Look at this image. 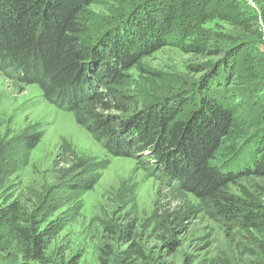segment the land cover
<instances>
[{
	"label": "trees",
	"instance_id": "trees-1",
	"mask_svg": "<svg viewBox=\"0 0 264 264\" xmlns=\"http://www.w3.org/2000/svg\"><path fill=\"white\" fill-rule=\"evenodd\" d=\"M100 1L0 0V70L38 85L49 102L73 113L110 152L153 165L158 178L176 185L167 188L179 196L178 207L159 217L158 230L182 228L191 214L185 197L190 193L211 218L216 215L237 231L234 253L223 250L212 264H264V116L243 124L245 111H238L244 99L264 102V8L257 7L258 17L245 24L247 40L240 42L228 33L202 30L206 13L184 0L176 6L172 0H110L116 6L111 21L94 23L91 7ZM171 37L194 43L193 53L216 64L199 67L209 72L195 80L165 82L161 91L144 88L141 105L132 82L126 88L129 71ZM238 52L249 53L243 59L244 80L232 75ZM223 69L226 83L217 77ZM217 81L214 93L227 104L211 96ZM244 132L248 138H241ZM39 137L26 141L33 147ZM10 149L0 135V264H80L82 256L59 238L62 220L51 217L57 203L45 193L8 195L15 174ZM85 167L72 169L78 177L67 185L69 191L95 185L83 179ZM252 177L253 190H241L245 197L232 191V184ZM127 223L105 226L108 238L99 249V264H116L114 244L124 237L131 246L120 264L148 262L137 221Z\"/></svg>",
	"mask_w": 264,
	"mask_h": 264
},
{
	"label": "rangeland",
	"instance_id": "rangeland-1",
	"mask_svg": "<svg viewBox=\"0 0 264 264\" xmlns=\"http://www.w3.org/2000/svg\"><path fill=\"white\" fill-rule=\"evenodd\" d=\"M172 1L171 5L176 6L183 0ZM184 1L195 12L206 13L200 24L202 30L214 34L228 33L240 42L247 40L245 24L251 18L255 20L256 15L258 17L257 7L264 8V0ZM113 10H116V6L110 0L94 4L91 7L95 14L92 16L94 23L110 22ZM140 16L143 17V12ZM171 38L173 41L151 52L143 58L139 67L129 71L131 80L126 88L132 82V94L138 100L144 99L141 94L144 88L161 91L165 82L195 80L209 72H200L203 68L199 67L211 61L215 66L214 58L204 59L192 52L194 43ZM261 48L264 50V46ZM248 54H235L232 75L236 74L241 80L247 76L243 59ZM224 69L217 76L222 83H226ZM226 69L229 71V68ZM7 74L0 70V135L9 141V159L15 167V174L9 177L8 195L45 193L51 203H57L58 209L51 217L62 220L64 229L59 238L67 239L72 252L82 256L80 264H99V249L108 238L107 224L123 227L131 220L137 221V231L143 237L138 242H142L149 255L148 262L142 264H212L223 250L234 253L235 244L231 240L237 233L236 229L225 225L216 215L211 218L210 211L190 193L185 197L191 205V214L185 218L182 228L158 230L159 217L165 215V211L178 207L179 196L167 188L176 185L158 178L151 169L153 165L139 163L134 156L110 152L90 131L77 123L73 113L49 102L38 85L19 82ZM219 84L220 81L212 84L211 96L227 104V99L214 93L218 91ZM141 100V105L146 104ZM229 102L235 103V100ZM238 103V111H245L242 113L244 119H241L243 124L248 118L264 116L262 97L244 99ZM185 108L189 110L190 103L185 104ZM244 133L246 136L241 138L250 135L249 132ZM36 134L40 137L30 147L26 139ZM240 144L242 142H238ZM83 165L86 167L82 170V174L85 173L82 178L95 180V185L89 189L69 191L67 185L78 177L72 169H79ZM255 182L253 177L249 178L248 183L239 180L231 188L245 197L241 190L252 191ZM130 228L134 230L135 227ZM114 246V262L120 264L131 244L124 237L117 240Z\"/></svg>",
	"mask_w": 264,
	"mask_h": 264
}]
</instances>
